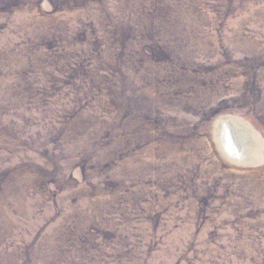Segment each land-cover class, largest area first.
<instances>
[{"label":"rangeland","instance_id":"obj_1","mask_svg":"<svg viewBox=\"0 0 264 264\" xmlns=\"http://www.w3.org/2000/svg\"><path fill=\"white\" fill-rule=\"evenodd\" d=\"M0 264H264V0H0Z\"/></svg>","mask_w":264,"mask_h":264},{"label":"bare ground","instance_id":"obj_2","mask_svg":"<svg viewBox=\"0 0 264 264\" xmlns=\"http://www.w3.org/2000/svg\"><path fill=\"white\" fill-rule=\"evenodd\" d=\"M227 124H228V123H227ZM222 126H223V125H222ZM225 126H226V124H225ZM225 126H223V127H225ZM225 129H227V126L225 127ZM227 130L229 131V129H227ZM225 131H226V130H225ZM228 131H226V133H227L226 135H229V133H232V132L234 133V131H231V132H230V131L228 132ZM234 135H235V133H234ZM236 135H237V134H236ZM232 137H233V136H232ZM232 140H233V139H232ZM237 144H238V143H237ZM236 148H237V147H236ZM235 150H236V149H235ZM231 152H232V151H231ZM233 152H234V150H233ZM233 152H232V154H234ZM236 153H237V152H236ZM235 155H236V154H234V156H235Z\"/></svg>","mask_w":264,"mask_h":264},{"label":"water","instance_id":"obj_3","mask_svg":"<svg viewBox=\"0 0 264 264\" xmlns=\"http://www.w3.org/2000/svg\"><path fill=\"white\" fill-rule=\"evenodd\" d=\"M226 131H227V130H226ZM226 131H225V133H224L225 140H226V138H227V135H225V134H226Z\"/></svg>","mask_w":264,"mask_h":264}]
</instances>
